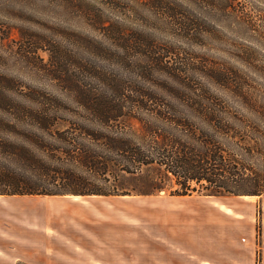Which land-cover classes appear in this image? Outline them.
Wrapping results in <instances>:
<instances>
[{
  "label": "rangeland",
  "instance_id": "rangeland-1",
  "mask_svg": "<svg viewBox=\"0 0 264 264\" xmlns=\"http://www.w3.org/2000/svg\"><path fill=\"white\" fill-rule=\"evenodd\" d=\"M57 47L72 55V69L90 70L81 85L123 89L138 115L140 101L183 103L173 96L184 88L264 104V0H0L1 88L19 100L74 104L76 93L48 68ZM121 121L142 134L138 118ZM101 178L131 194H0V235L11 232V259L0 253V264H199L201 235L217 227L200 211L214 202L255 214L262 264L264 195H212L196 182L192 194L176 195L173 175L163 190L138 194V175Z\"/></svg>",
  "mask_w": 264,
  "mask_h": 264
},
{
  "label": "trees",
  "instance_id": "trees-1",
  "mask_svg": "<svg viewBox=\"0 0 264 264\" xmlns=\"http://www.w3.org/2000/svg\"><path fill=\"white\" fill-rule=\"evenodd\" d=\"M103 31L124 34L112 24ZM50 50L48 68L76 93L75 105L19 100L0 87V194H131L97 183L127 173L142 180L138 194L163 190L173 175L176 195L192 194L193 182L212 195H264V167L253 166L264 165V104L184 88L173 96L183 103L140 101L138 115L121 100L123 89L81 85L90 70L80 62L72 69V55ZM129 116L142 123L139 137L120 125Z\"/></svg>",
  "mask_w": 264,
  "mask_h": 264
},
{
  "label": "crops",
  "instance_id": "crops-1",
  "mask_svg": "<svg viewBox=\"0 0 264 264\" xmlns=\"http://www.w3.org/2000/svg\"><path fill=\"white\" fill-rule=\"evenodd\" d=\"M200 213L202 222L217 227L210 236L201 235L200 247L193 252L199 256V264H257L256 220L252 217L255 214L245 213L233 203L215 202L206 205V210ZM262 247L264 264V244ZM0 253H6L11 259V232L8 237L0 235Z\"/></svg>",
  "mask_w": 264,
  "mask_h": 264
}]
</instances>
